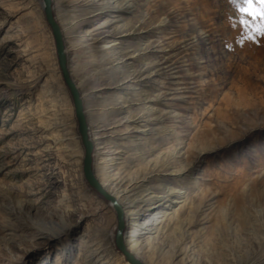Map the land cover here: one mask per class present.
Masks as SVG:
<instances>
[{
    "label": "rangeland",
    "instance_id": "1",
    "mask_svg": "<svg viewBox=\"0 0 264 264\" xmlns=\"http://www.w3.org/2000/svg\"><path fill=\"white\" fill-rule=\"evenodd\" d=\"M52 1L95 175L113 181L119 168L144 192L127 210L138 213L129 252L143 264H264V36L239 0H111L107 12L89 0L86 18L82 0ZM85 29L108 32L93 44L117 70L107 87L88 79ZM112 101L115 122L101 107ZM83 159L42 3L0 0V264H130Z\"/></svg>",
    "mask_w": 264,
    "mask_h": 264
},
{
    "label": "water",
    "instance_id": "2",
    "mask_svg": "<svg viewBox=\"0 0 264 264\" xmlns=\"http://www.w3.org/2000/svg\"><path fill=\"white\" fill-rule=\"evenodd\" d=\"M43 11L45 19L52 30V34L55 41V47L57 52V58L59 63V68L65 86L69 90L71 95L75 117L78 124V132L81 138V142L84 148V159H83V175L88 183V185L96 191L99 195L105 198L108 202L111 203L116 216H117V230L115 233V245L116 248L125 256L126 260L130 264H143L141 263L129 250L127 249L124 232L126 231L127 224L125 223V212L123 211L122 206L114 200V198L107 193L101 186L99 180L97 179L94 171V144L89 133V123L85 113L84 102L81 97V93L71 77L69 70V64L67 56L65 53V42L61 27L55 20L54 10H53V1L52 0H43Z\"/></svg>",
    "mask_w": 264,
    "mask_h": 264
},
{
    "label": "bare ground",
    "instance_id": "3",
    "mask_svg": "<svg viewBox=\"0 0 264 264\" xmlns=\"http://www.w3.org/2000/svg\"><path fill=\"white\" fill-rule=\"evenodd\" d=\"M41 3H42V6L43 5V0H39ZM94 1V0H92ZM82 5H79L80 3H76L75 4V7L74 9L76 10L75 12H79L80 14H85V17H87V15L89 13H87V10L90 9L91 7V4L89 2V0H82ZM113 4L111 3V0H107L103 5H101V9H103L102 12H107L106 8L108 9L107 6H112ZM109 7V8H110ZM79 18V16H75L73 17L74 20H77ZM163 22V21H162ZM99 30V29H98ZM97 30V31H98ZM106 31V30H105ZM108 31V30H107ZM89 33V35H88ZM104 33V32H103ZM102 33V35H103ZM105 33H108V32H105ZM104 33V35H105ZM101 34L97 35V34H93V32L91 33V30L90 29H85L84 30V33L81 34V40H82V44H86L87 46V50L90 54V57L92 59V62L90 63L89 65V68L88 70L86 71V73L88 71H90V76H89V81H97V83H99V86H109L112 84V81H111V78L112 76L115 74H117V70L113 71L114 69L112 68L109 72L106 70L105 68V60L103 58L102 55H99V57L97 59H93L94 56H95V49L96 47H94L95 43H97L98 41V38L100 36H102ZM105 41V40H104ZM121 43V42H120ZM119 43V44H120ZM116 51V50H115ZM85 52V51H84ZM114 52V51H113ZM122 50H119L118 51V54H121ZM65 53H66V48H65ZM67 56V54H66ZM106 58V57H105ZM68 60V59H67ZM108 61V60H107ZM106 61V62H107ZM101 66H104V69L101 68ZM107 66V65H106ZM117 69V68H116ZM124 69V68H123ZM122 69V70H123ZM126 72V71H125ZM110 73V74H109ZM113 73V74H112ZM72 77V76H71ZM113 79V78H112ZM126 80V79H125ZM141 80V79H140ZM74 81V80H73ZM135 81V79L133 80ZM85 82H83L84 84ZM75 84L77 85L78 89L79 87L82 85V84H79L78 82H75ZM89 84V83H88ZM94 87L92 86L91 89H93ZM87 96V95H86ZM82 100H85L84 98ZM108 99L104 100L103 102H107ZM84 102V101H83ZM111 105V109L110 111L106 110L105 109V106L102 107V113L107 117V118H111V120L113 122H115L114 120L116 119V115L117 113V110H116V104L112 101L110 103ZM96 107V106H95ZM100 107V108H101ZM97 108V107H96ZM107 108V107H106ZM120 115V114H119ZM118 115V116H119ZM100 118V117H99ZM101 119V118H100ZM127 119V117H126ZM124 121V120H123ZM108 122V121H106ZM114 125V124H113ZM97 128V127H96ZM95 130V129H94ZM99 132V131H98ZM89 133H90V136H91V126H89ZM94 133V132H93ZM97 133V132H95ZM100 135V134H98ZM100 139V138H99ZM98 141V140H97ZM96 142V140H95ZM93 144H94V149H95V143L93 141ZM95 152V150H94ZM141 153V152H140ZM94 156H95V153H94ZM95 158V157H93ZM102 160V159H100ZM109 160V159H108ZM107 163L109 161H106ZM105 162V166L107 165V163ZM108 166V165H107ZM112 167V166H111ZM109 168V167H108ZM113 168V167H112ZM118 172L116 173L115 177L113 178L114 180L110 181L107 179L106 175L104 173H102V180H101V186L103 187V189L105 191H107L113 198L115 201H117L123 208V211L125 212V223H129V221H132L131 220V217H134V216H137L138 213H137V210H129L127 211L129 208H133V204L135 203H138V201L140 200V198L142 197L143 193L144 192H140L139 189L137 188V185L134 183V182H131V181H128V178L126 176L123 175V173H121V170L118 168L117 169ZM109 177V176H108ZM174 192V191H173ZM175 194V193H174ZM146 196H148V198L146 200H143L144 202H148V201H155L156 198L159 197V193L157 192V190H153L150 194H147ZM145 197H143L144 199ZM155 199V200H153ZM154 203V202H153ZM132 205V206H131ZM130 212V214H129ZM135 224V223H134ZM136 225V224H135ZM134 225V226H135ZM124 234V238L127 239V238H130L127 236V233H123ZM132 238L134 237V235L131 236ZM137 243V242H136ZM135 248V247H134ZM136 250V249H135ZM137 251V250H136Z\"/></svg>",
    "mask_w": 264,
    "mask_h": 264
},
{
    "label": "snow or ice",
    "instance_id": "4",
    "mask_svg": "<svg viewBox=\"0 0 264 264\" xmlns=\"http://www.w3.org/2000/svg\"><path fill=\"white\" fill-rule=\"evenodd\" d=\"M237 0H233L236 3ZM241 5L240 12L247 14V16L252 17L255 27V31L264 36V0H239ZM242 24L248 26V20H242Z\"/></svg>",
    "mask_w": 264,
    "mask_h": 264
}]
</instances>
